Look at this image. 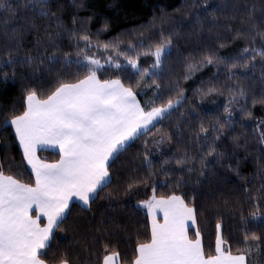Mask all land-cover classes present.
Listing matches in <instances>:
<instances>
[{
  "label": "trees",
  "instance_id": "1",
  "mask_svg": "<svg viewBox=\"0 0 264 264\" xmlns=\"http://www.w3.org/2000/svg\"><path fill=\"white\" fill-rule=\"evenodd\" d=\"M9 2L12 4V11L0 10V59L8 51H12L19 62L6 67L0 66V162H3L6 174L15 175L24 182H32L31 170L22 158V150L13 128L2 126L4 119L14 111L18 114L23 110L22 97L25 89L36 86L41 81L47 87L49 81H54L57 73H74L77 68L75 64L64 65L63 60L56 64L45 61L40 65L38 62L29 64L19 58L28 54L38 56L45 51L51 53L53 44L74 56L76 48L70 46L72 41L64 32L65 28L89 32L93 36V43L97 39L101 42L115 38L127 41L140 30L144 31L145 36L153 38L160 30L165 35L171 33L173 46L171 54L166 56L161 82L168 84L179 79L188 97L160 125L164 131L172 134V140L160 145L159 150L151 143L148 145L153 168L148 169L143 163L144 137L134 139L112 159L111 183L94 199L91 210L73 202L68 219L56 230L53 245L58 243L62 250L73 252L74 264H102L103 246L92 243V237L97 235L94 229L103 218L106 221L103 227L108 229L104 233L106 241L120 252L119 260L130 261L137 238L143 240L150 235V218L146 207H132V204L149 199L155 185L157 196L176 191L178 194L186 192L185 198L189 199L195 194L199 211L197 224L190 226L189 235H194L195 228L198 227L206 251L214 250L217 219H222L223 235L233 252L241 249L243 231L239 220L240 205H244L245 215L252 210V205L243 199L246 195L244 187L250 188L254 193L264 183V177L261 176L264 173V140L259 134L264 132V127L260 126L264 124V106L259 102L255 106L251 103L253 96L259 98L264 95V64L257 57L251 71H246L241 66L246 58L242 56L241 50L249 45L260 47V36L256 37L254 44L249 35L235 39L233 37H236V30L243 32L245 28H249L251 35L264 31V0H48L47 16L40 14L39 5L32 8L29 0ZM249 11L253 12L252 17L246 15ZM252 23L257 28L251 29ZM221 44L224 46L220 47ZM208 50H214L222 57H241V64L231 69L236 75L230 76L225 65H206L184 80L182 77L185 65L190 56L198 59L200 53ZM90 54L97 55L102 63L109 55L115 56L114 50L95 48ZM118 58L121 70L104 65L99 73L101 78L118 75L126 84H134L135 69L127 65L123 57ZM151 63V56L140 57L142 68ZM252 63L249 64L250 68ZM237 82L247 90L248 110L252 112V116L244 115L233 105L232 118L225 121L224 105L231 94L229 89L235 88ZM144 84L149 85L150 80L146 79ZM208 87H215L219 91L205 96L201 101L197 90ZM151 96L152 91L148 87L138 92V99L142 103ZM190 112H198L199 115H189ZM217 117L225 124L224 135L215 141L218 152L223 155L205 157L203 153L207 152V148L193 134L199 131L201 119L208 127ZM185 153L189 157L188 165L194 171L189 173L185 169L183 175L192 183L191 187L181 185L177 188L175 181L181 173L176 172L173 176L166 177L160 161L165 157H172L165 166L171 171L180 167L175 164V159ZM38 155L41 159H59L58 152L49 150H39ZM150 171L154 173L151 176ZM130 177L145 181L131 197L124 195ZM196 180L200 183H195ZM108 192L114 193L111 201L107 198ZM252 223H259V220ZM250 228L264 234V226L256 228L250 225ZM259 264H264V258L259 260Z\"/></svg>",
  "mask_w": 264,
  "mask_h": 264
},
{
  "label": "snow or ice",
  "instance_id": "2",
  "mask_svg": "<svg viewBox=\"0 0 264 264\" xmlns=\"http://www.w3.org/2000/svg\"><path fill=\"white\" fill-rule=\"evenodd\" d=\"M29 5L34 9L39 5L40 14L49 15L48 0H29ZM0 10H13L9 0H0ZM246 15L252 17L253 12L249 11ZM58 26L62 27L59 23ZM250 28L255 29L257 25L252 23ZM64 32L72 41L70 46L76 48L74 56L53 44L51 53L45 51L38 56L28 54L19 58L29 64L38 62L40 65L45 61L56 64L63 60L64 65L75 64L77 68L74 73H57L54 81H49L47 87L41 81L36 86L25 89L22 97L23 110L18 114L14 111L2 123L3 127L14 129L22 149V158L30 166L32 182H24L15 175L6 174L3 162H0V264H74L73 252L62 250L58 243L53 245L56 230L60 229L71 214L73 201L86 210H91L94 199L111 183L112 159L130 140L144 137L143 163L148 169H152L149 143L159 150L160 145L172 140V134L164 131L160 125L165 117L171 116L188 100L179 79L168 84L161 82L166 56L171 54L173 46L171 33L165 35L160 30L153 38L145 36L144 31L140 30L127 41L115 38L101 42L97 39L93 43V36L89 32L67 28ZM244 35H249L253 44L257 36L261 37L260 47L249 45L241 50L242 56L246 57L241 66L246 71H251L257 57L264 64V31L251 35L249 28H245L243 32L236 30V37L233 39ZM94 48L114 50L115 56L109 55L102 63L97 55L90 54ZM142 55L152 57V63L148 67L140 66ZM118 57H123L125 63L135 69L134 84H126L118 75L101 78L99 73L104 65L121 70ZM18 62L13 52L8 51L0 59V66L6 67ZM250 62H253L251 68ZM238 64H241V57H222L216 51L208 50L200 53L198 59L190 56L182 78L189 79L195 71L206 65H225L230 76H235L236 73L231 69ZM146 79L150 80L149 85L144 84ZM145 87L152 91V96L142 103L138 99V92ZM218 91L215 87L197 90L201 101L205 96ZM229 91L231 94L224 105L225 121L231 120L233 105L244 115L251 117L247 90L237 82V86ZM241 100L242 102H238ZM258 102L264 106V95L252 97V106ZM191 114L199 115L198 112H190L189 115ZM260 126L264 127V124ZM224 133L225 124L218 117L208 127L201 119L199 131L193 135L207 148L203 156L223 155L218 152L215 141ZM259 134L264 140V132ZM41 145L57 146L59 159H41L37 154ZM172 159L165 157L160 161L164 175L171 177L179 172L181 175L177 177L175 187H191L192 182L183 175L185 169L189 173L194 171L188 165L187 154L176 158L175 164L180 167L169 171L165 166ZM153 174L149 172V176ZM200 175H203V168ZM261 176L264 177V173ZM195 183L199 184L200 181L196 180ZM141 184H145V181L130 177L124 195L131 197ZM193 192L195 193V189ZM244 192L246 195L243 199L252 205V210L245 215L244 205H240L243 247L235 253L224 238L222 219H217L215 224L214 250L206 251L198 227L195 228L194 235H189L190 226L197 224L199 211L195 194L189 199L185 198L186 192L178 194L176 191L157 196L155 185L149 199L132 204V207H146L150 218V235L143 240L137 238L130 261L119 260L120 252L106 241L104 233L108 229L103 227L106 223L103 218L94 229L97 235L92 237V243L103 246L102 264H259V260L264 258V234L252 231L250 225L256 228L264 226V183L254 193L248 187H244ZM106 195L110 201L113 200V192ZM161 213L162 219L158 218ZM256 220L259 223L253 224Z\"/></svg>",
  "mask_w": 264,
  "mask_h": 264
},
{
  "label": "crops",
  "instance_id": "3",
  "mask_svg": "<svg viewBox=\"0 0 264 264\" xmlns=\"http://www.w3.org/2000/svg\"><path fill=\"white\" fill-rule=\"evenodd\" d=\"M14 130V129H13ZM133 140H130L129 142H128V144L130 143V142H132ZM127 144V145H128ZM127 145H125L124 147H126ZM123 147V148H124ZM122 148V149H123ZM22 150V149H21ZM39 150H49V151H54V152H58L59 153V151H58V147L57 146H54V145H41L38 149H37V154H38V152H39ZM29 168H30V166H29ZM73 202H76L75 200L73 201ZM33 215H35V212H33ZM161 219H162V216L160 217Z\"/></svg>",
  "mask_w": 264,
  "mask_h": 264
},
{
  "label": "rangeland",
  "instance_id": "4",
  "mask_svg": "<svg viewBox=\"0 0 264 264\" xmlns=\"http://www.w3.org/2000/svg\"><path fill=\"white\" fill-rule=\"evenodd\" d=\"M142 206V205H141ZM145 207V206H144ZM162 216V213L161 214H159V216H158V218H160Z\"/></svg>",
  "mask_w": 264,
  "mask_h": 264
}]
</instances>
